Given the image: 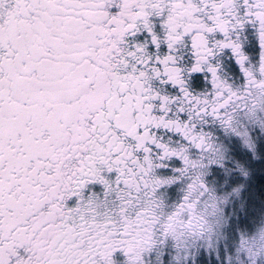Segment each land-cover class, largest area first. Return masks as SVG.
Wrapping results in <instances>:
<instances>
[{"label":"snow or ice","instance_id":"obj_1","mask_svg":"<svg viewBox=\"0 0 264 264\" xmlns=\"http://www.w3.org/2000/svg\"><path fill=\"white\" fill-rule=\"evenodd\" d=\"M0 264H264V0H0Z\"/></svg>","mask_w":264,"mask_h":264}]
</instances>
